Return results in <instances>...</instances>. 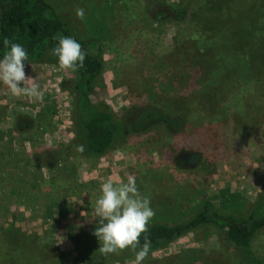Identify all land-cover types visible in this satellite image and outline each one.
I'll use <instances>...</instances> for the list:
<instances>
[{
    "label": "rangeland",
    "instance_id": "rangeland-1",
    "mask_svg": "<svg viewBox=\"0 0 264 264\" xmlns=\"http://www.w3.org/2000/svg\"><path fill=\"white\" fill-rule=\"evenodd\" d=\"M156 1L179 5L177 7L191 2L202 7L208 2L214 8L226 5V10L216 9L219 12L214 18V28L199 29L198 43L187 42L190 48L184 49L185 35L196 27H192L193 22L184 21L152 25V16L162 11L160 5L152 14L144 15L148 6L146 0H48L76 35L82 39L101 40L104 62L101 81L105 87L99 93L100 100L114 112H120L131 98L143 95V88L162 84L165 79L183 82L184 73L175 71L174 67L162 76L160 67L154 65L148 74L141 75L139 71L147 65L145 61L160 64L172 56L173 46L181 45L182 49L192 52L194 60L202 47L224 45L222 57L214 68L221 69L226 79L231 74L242 76V81L235 88L230 81L226 82L230 86H223L234 92L226 99L230 98L229 108L210 103L209 98L207 116L214 117V121L208 123V132L201 127L196 136L202 160L187 174L191 188L178 185L174 196L187 197L189 215L205 199L221 212L243 215L264 188V0ZM230 1L234 6L228 10ZM77 7L84 9L83 20L76 16ZM184 58L177 65L183 69L192 61L188 56ZM227 60L234 65V71L230 72L232 68L226 65ZM24 63L26 75L35 79L43 98L15 97L0 82V217L22 231L53 235L59 248L54 264L72 263L78 250H92L95 256L90 259L106 264V258L99 251V241L92 234L99 227V218L94 216L97 199L93 201L94 206L87 201L101 194V185L108 179L119 182L138 171L139 162L129 154L131 150L146 151L150 154L147 160L156 162L163 161L160 152L164 147L152 137L141 135L128 138L125 144L120 143L94 160L93 165L89 164L85 157L75 155L74 101L71 93L60 85L61 79L70 76L71 71L47 63ZM200 65L203 64L196 66ZM97 84L98 88L102 87L99 82ZM219 91L212 93L213 101L227 96L226 91ZM159 94L164 100L175 96L178 102L185 99L182 94L171 95L167 89L160 90ZM92 99L97 101L95 97ZM21 130L30 131L20 134ZM56 162H61L68 174L76 168L79 181H87L89 193L67 190L65 184L72 179L62 181L60 177H64L55 166ZM51 166L52 170L48 168ZM38 181L42 182V187ZM161 191L165 193V189L157 192ZM184 218L185 215L177 217L178 221ZM172 221H176L172 216L166 220ZM83 234L90 237L80 240ZM221 236L222 230L202 225L150 252L142 264H237L238 253L228 248ZM251 248L264 263V227L255 233ZM128 256L113 262L134 264L136 255ZM84 260L80 255L74 263L84 264Z\"/></svg>",
    "mask_w": 264,
    "mask_h": 264
},
{
    "label": "trees",
    "instance_id": "trees-1",
    "mask_svg": "<svg viewBox=\"0 0 264 264\" xmlns=\"http://www.w3.org/2000/svg\"><path fill=\"white\" fill-rule=\"evenodd\" d=\"M232 1H230L228 10L234 6ZM146 2L148 6L144 15L152 14V11L159 5L160 9L162 7L159 14L151 15L152 25L169 21L172 23L193 22L192 27L196 28L185 35L186 42L182 44L184 49L190 48L187 42L198 43L199 29L214 28V18L219 12L215 11L216 9L226 10V5L214 8L208 2L205 4L204 1L202 2L205 5L202 7L194 6L192 2L181 7H177L179 5L176 4H165V2L161 4L156 0H146ZM152 31L156 32L154 28ZM60 36L74 38L87 54L84 66L75 72L71 71L70 76L60 81L61 87L71 93L74 101V146L75 148L77 145L84 146V151L82 153L75 151V155L85 157L88 163L93 165L94 160L105 156L120 143L125 144L128 138H137L141 135L152 137L156 143H161L164 147L160 152L163 161L153 162L151 159L148 161L150 154L147 155L146 151L134 149L129 152L132 158L139 162L138 171L132 174L136 178L137 189L143 196L150 199V206L155 212V216L148 225L149 231L140 237V246L142 247L144 236L147 235L151 240L150 253L202 225H213L222 230L221 239L224 244L238 253L240 259L237 264H264L258 256L253 254L251 248L255 233L264 227V188L260 191L257 200L243 215L221 212L209 199H205L200 207L189 215L187 211L191 210L186 209L187 197L174 196L178 185L184 189L191 188L187 182V174L192 172L196 163L202 160L203 155L197 150L196 136L198 137L197 131L201 127L208 132V123L214 121V117L207 116L210 111L209 98L210 103H220L221 106L224 105L223 108H229L231 105L227 101L230 98L226 99L234 92L223 86L230 81L231 87L235 88L242 81V76L239 75L236 77L230 74L226 79L221 69L214 68L222 57L221 50L224 45L218 43L214 46H204L201 53H196L197 57L194 60H192V52L182 49L181 45L173 46L172 56L160 64L151 60L145 61L147 65L139 71L141 75L148 74V70L154 65L160 67L162 76L167 74L165 73L167 69L174 67L175 71L180 70V73H184L183 82L164 78L166 84L164 82L152 88H143V95L131 98L120 112H114L104 101L100 100L99 93L105 87L101 81L104 62L102 60L103 45L100 39L87 40L76 35L48 0H0L1 59L9 50L3 43L4 39L8 38L26 49L28 61L25 62L47 63L59 67L58 58L51 55V50L58 45ZM186 56L192 60L191 64L184 69L177 66L185 60ZM128 57L129 53L126 55L127 59ZM171 63L173 65L170 66ZM225 63L232 68L230 72L234 71V65L231 66L229 60ZM202 66L204 68L199 69ZM98 82L102 84V87L98 88ZM166 89L171 95H176V93L184 95L185 99L183 102H178L175 99L176 96L170 100L162 99L159 91ZM219 90L226 91L227 96L224 98L220 96L218 101H213L212 93L216 91L220 93ZM92 97H95L97 101H94ZM16 130L20 131L17 128ZM28 131L30 130H21L20 134ZM53 161L50 160V162ZM55 166L61 170L64 178H60L64 183L72 179V182L65 184L67 190L71 189L77 194L89 193L86 188L87 181H79V172L76 168H72L71 174H68L67 168L65 169L61 162H56ZM51 167L48 168L52 170L53 167ZM125 178L123 182H127V177ZM38 185L42 187V182L38 181ZM159 189H165V193L157 192ZM150 194H155L159 198L152 197ZM100 195L96 194L91 198L86 196L89 198L87 204L94 206V199H98ZM183 215L185 218L178 221L177 217ZM171 216L176 221L166 222ZM87 237L90 235L83 234L80 240H85ZM74 247L78 248L76 241ZM128 250L130 252L124 250L119 254L103 255L106 258V264H114L113 261L124 257L127 259L129 254L136 255L139 247L136 251ZM58 251L59 248L53 235L22 231L12 222L6 224L5 220L0 217V264H54V257L59 256ZM78 251L79 253L74 254L72 263L68 262V264H75L76 258H80V255L85 259L84 264H99L92 258L90 259L95 256L92 250Z\"/></svg>",
    "mask_w": 264,
    "mask_h": 264
},
{
    "label": "clouds",
    "instance_id": "clouds-1",
    "mask_svg": "<svg viewBox=\"0 0 264 264\" xmlns=\"http://www.w3.org/2000/svg\"><path fill=\"white\" fill-rule=\"evenodd\" d=\"M75 12L77 18H85L83 8L77 7ZM3 43L9 50L0 59V82L15 97L42 99L43 92L39 85L25 73L24 62L28 61L26 49L8 38ZM51 55L58 58L61 69L75 72L84 66L87 54L74 38L60 36L58 45L51 50ZM76 151L82 153L84 146L77 145ZM94 216L99 218V227L92 234L99 241L100 253L107 256L119 254L126 249L136 251L139 247L134 264H142L151 249V240L145 235L141 247L140 237L149 231L148 225L155 212L150 206V199L138 191L135 176L129 175L127 182H114L111 179L104 182L101 185V195L96 200Z\"/></svg>",
    "mask_w": 264,
    "mask_h": 264
}]
</instances>
